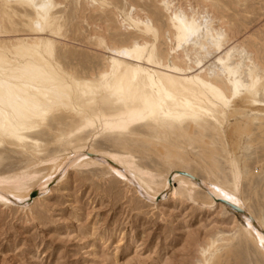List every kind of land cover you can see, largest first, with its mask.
<instances>
[{"label":"rangeland","instance_id":"rangeland-1","mask_svg":"<svg viewBox=\"0 0 264 264\" xmlns=\"http://www.w3.org/2000/svg\"><path fill=\"white\" fill-rule=\"evenodd\" d=\"M162 1L53 0L59 6L54 15L60 20L52 37L55 63L74 79L92 74L99 79V72L110 67L109 47L127 48L145 41L154 47V61H163L172 70L177 38ZM173 3L189 14L209 12L214 28L228 37L225 47L245 48L264 70V0ZM18 9L12 2L0 18L1 47L11 42L9 48L20 38H49L48 30L43 35L30 32L34 15ZM137 17L149 20L154 33L145 34ZM79 124L60 111L32 136L40 142L36 150L29 144L0 147V186L24 194L65 155L88 146L156 187L169 172L185 169L221 187L223 182L230 185V160L237 158L243 176L241 200L264 226V119L242 128L245 133L232 122L229 130L238 143L232 154L223 142V124L214 122L173 128L165 135L144 124L127 129L95 126L78 134ZM178 195L168 193L152 202L107 169L71 168L27 207L0 202V264H264L262 251L246 235L238 214L213 203L204 191ZM216 233L221 234L217 242ZM208 252L213 253L210 261L203 256Z\"/></svg>","mask_w":264,"mask_h":264},{"label":"bare ground","instance_id":"bare-ground-1","mask_svg":"<svg viewBox=\"0 0 264 264\" xmlns=\"http://www.w3.org/2000/svg\"><path fill=\"white\" fill-rule=\"evenodd\" d=\"M12 2L18 5L19 11H30L34 15L30 17V32L43 35L48 30L50 36L20 38L9 48L11 42L6 48L0 46L1 148H24L29 144L36 150L40 142L32 136L46 125L50 115L64 111L80 122L78 129L75 128L78 134L95 126L96 129L114 126L127 129L144 124L156 127L165 135L173 128H200L208 122L223 124V142L228 153L232 154L238 149L229 130L232 122L243 131L255 121L264 119L263 68L245 48L225 47L228 37L221 29L214 28L209 12V15L189 14L177 8L173 0L162 1L170 12V27L177 38L172 70L166 69L163 61H154V47L145 41H136L127 48H108L112 56L110 67L99 72V79H93L92 74L91 78L79 80L66 74L54 60L56 45L52 37L59 30L60 20L54 15L58 3L54 4L53 0H0V18ZM144 19L135 18L145 34L154 33L149 20ZM59 161L45 179L24 194L0 186V202L27 207L47 190L48 184L64 178L69 169L83 166L104 168L133 184L143 198L152 202L168 193L179 196V193L204 191L213 203L220 202L223 208L238 214L246 235L264 255V226L241 200L243 176L237 158L230 160L231 184L223 182V187L197 178L186 169L169 172L163 184L156 187L89 146L71 152ZM32 192H35L33 197ZM220 235L216 233V242L220 241ZM207 255L203 256L210 261L213 253Z\"/></svg>","mask_w":264,"mask_h":264},{"label":"water","instance_id":"water-1","mask_svg":"<svg viewBox=\"0 0 264 264\" xmlns=\"http://www.w3.org/2000/svg\"><path fill=\"white\" fill-rule=\"evenodd\" d=\"M31 196L32 197L35 196V192H32ZM229 205L232 206L233 208H235L236 210L241 211L240 209H238L237 207L233 206L232 204H229Z\"/></svg>","mask_w":264,"mask_h":264}]
</instances>
